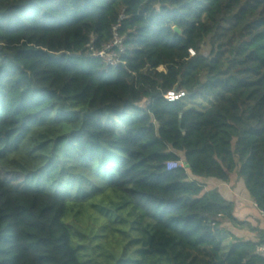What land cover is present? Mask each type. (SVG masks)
<instances>
[{
	"label": "trees",
	"instance_id": "1",
	"mask_svg": "<svg viewBox=\"0 0 264 264\" xmlns=\"http://www.w3.org/2000/svg\"><path fill=\"white\" fill-rule=\"evenodd\" d=\"M233 175L264 213V0H0V264H264Z\"/></svg>",
	"mask_w": 264,
	"mask_h": 264
},
{
	"label": "crops",
	"instance_id": "2",
	"mask_svg": "<svg viewBox=\"0 0 264 264\" xmlns=\"http://www.w3.org/2000/svg\"><path fill=\"white\" fill-rule=\"evenodd\" d=\"M213 189L217 188L223 194V196L236 203V217L241 222L246 223V228L244 230L249 234V238L244 239L239 236V238L244 240H250L256 242L257 235L255 232L251 231V228H260L264 230V219L260 214V211L255 207V203L251 200L249 195L244 189L243 184L239 187V184L233 189L230 188L229 184L210 182ZM241 183V182H240ZM235 235V234H234Z\"/></svg>",
	"mask_w": 264,
	"mask_h": 264
},
{
	"label": "built area",
	"instance_id": "3",
	"mask_svg": "<svg viewBox=\"0 0 264 264\" xmlns=\"http://www.w3.org/2000/svg\"><path fill=\"white\" fill-rule=\"evenodd\" d=\"M127 17L125 15L121 16L120 21L125 20ZM120 23L116 25L114 29V38L112 41H110L108 44L103 45V47L98 50L94 51L93 48H91L93 55L95 57H98L103 60V62L111 67H117L121 63V56L125 54L124 49V37L119 36L118 30L120 29ZM184 96V93L177 94L175 92H170L166 99L169 102H174L179 100L181 97ZM179 167H183V162L181 161H170L167 163V169L169 171L177 169ZM255 207L256 204H255ZM261 216L264 219V213L260 211ZM256 253L264 259V244L258 246Z\"/></svg>",
	"mask_w": 264,
	"mask_h": 264
},
{
	"label": "rangeland",
	"instance_id": "4",
	"mask_svg": "<svg viewBox=\"0 0 264 264\" xmlns=\"http://www.w3.org/2000/svg\"><path fill=\"white\" fill-rule=\"evenodd\" d=\"M160 70H162V68H160ZM136 116H137L136 113L130 112L125 118L115 120L114 124L116 125L117 128H119L120 126H123L124 124L129 123L132 120H134L136 118ZM238 184L240 187L241 186L240 181L237 180L235 175H233L232 179H231V183L229 184L230 188L233 189V187L237 186ZM207 188L213 189V187L210 184L207 186ZM72 223L75 224L82 231H85L87 229V227H89L88 226L89 224H84V225L80 224V222L76 221L75 217L71 219V224ZM225 228L228 229L229 231H231V233L235 234V236H237V237L241 236L244 239L249 238V234L247 233L246 230H244L246 228V223H243L241 225H239V224L232 225L230 223H227V224H225ZM74 233H75V235H77V231H75Z\"/></svg>",
	"mask_w": 264,
	"mask_h": 264
},
{
	"label": "water",
	"instance_id": "5",
	"mask_svg": "<svg viewBox=\"0 0 264 264\" xmlns=\"http://www.w3.org/2000/svg\"><path fill=\"white\" fill-rule=\"evenodd\" d=\"M175 31H176L177 33H180V31H179L178 29H175Z\"/></svg>",
	"mask_w": 264,
	"mask_h": 264
}]
</instances>
